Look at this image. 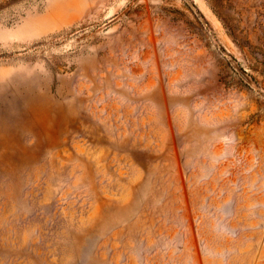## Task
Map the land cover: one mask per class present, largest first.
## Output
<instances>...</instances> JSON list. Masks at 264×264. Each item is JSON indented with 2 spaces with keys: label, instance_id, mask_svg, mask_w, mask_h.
Returning <instances> with one entry per match:
<instances>
[{
  "label": "rangeland",
  "instance_id": "obj_1",
  "mask_svg": "<svg viewBox=\"0 0 264 264\" xmlns=\"http://www.w3.org/2000/svg\"><path fill=\"white\" fill-rule=\"evenodd\" d=\"M0 264H264V0H0Z\"/></svg>",
  "mask_w": 264,
  "mask_h": 264
}]
</instances>
